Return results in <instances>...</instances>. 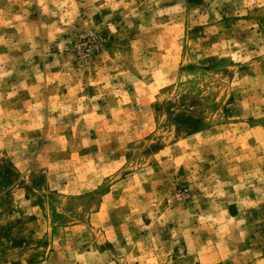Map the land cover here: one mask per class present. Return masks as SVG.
I'll return each mask as SVG.
<instances>
[{"label":"rangeland","instance_id":"rangeland-1","mask_svg":"<svg viewBox=\"0 0 264 264\" xmlns=\"http://www.w3.org/2000/svg\"><path fill=\"white\" fill-rule=\"evenodd\" d=\"M0 264H264V0H0Z\"/></svg>","mask_w":264,"mask_h":264}]
</instances>
